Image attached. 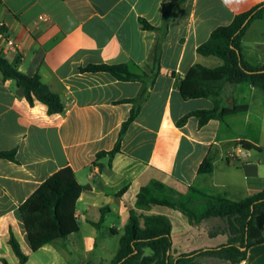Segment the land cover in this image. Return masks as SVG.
Masks as SVG:
<instances>
[{"label": "crops", "instance_id": "1", "mask_svg": "<svg viewBox=\"0 0 264 264\" xmlns=\"http://www.w3.org/2000/svg\"><path fill=\"white\" fill-rule=\"evenodd\" d=\"M176 4L165 23L164 4ZM264 0H0V55L19 60V71L40 75L58 94L61 113L46 104H31L24 89L0 73V264H20L9 244L11 231L22 252L32 256L48 249L58 264L66 253L59 239L33 252L20 206L51 176L71 168L78 183L88 186L77 202L80 231L72 245L84 254L105 243L95 264H111L118 249L109 243L124 233L140 189L152 180L178 192L189 187L241 202L264 191V95L249 84L229 85L222 98L224 120L200 127L186 114L214 107L211 99H184L178 82L195 65L217 68L222 60L198 53L214 30L230 25L236 16ZM145 19L157 30H146ZM11 40L13 45H9ZM245 60L264 67V16L248 27L242 43ZM128 65L143 81H121L107 73H83L89 65ZM158 70L157 74L153 71ZM142 99L138 102L128 100ZM233 106V108H231ZM138 116L129 126L109 167L97 154L114 149L123 123L133 108ZM242 142L252 145L246 148ZM210 158L211 174L199 166ZM150 213L171 219L174 256L225 244L226 222L205 221L198 227L173 209L156 207ZM93 224H100L96 228ZM86 232L83 233V229ZM54 246V247H52ZM52 247V248H51ZM51 249V250H50ZM67 260L75 264L67 255ZM190 264H229L218 259H196ZM240 264H264V244L249 250Z\"/></svg>", "mask_w": 264, "mask_h": 264}, {"label": "trees", "instance_id": "2", "mask_svg": "<svg viewBox=\"0 0 264 264\" xmlns=\"http://www.w3.org/2000/svg\"><path fill=\"white\" fill-rule=\"evenodd\" d=\"M176 4H164L165 23L173 18ZM264 16V3L248 12L235 17L228 26L214 30L207 42L200 45L198 53L203 56H216L222 60L217 68L201 65L193 66L185 77L178 82V90L184 99H211L214 107L186 114L178 121L183 127L191 117H196L199 126L210 120H224L222 98L229 85L249 84L264 95V67H253L244 58L242 43L244 35L252 22ZM140 23L146 30H157L145 19ZM6 32L0 27V34ZM19 60L8 62L0 55V73L3 80H14L24 89L27 100L33 104L38 100L46 104L51 114L61 113L64 103L61 97L45 84L40 75L27 76L19 71ZM83 73H107L121 81H143L146 74L133 73L128 65H89L81 68ZM154 74L158 70L153 71ZM142 99L128 100L138 102ZM233 108V106L231 107ZM139 107L132 109L123 123L113 150L97 154L96 160L109 158L111 167L114 157L121 152L122 140L133 121L138 116ZM246 148L252 147L242 142ZM0 159H15V152H0ZM213 165L206 158L199 166L200 174H211ZM88 186L78 183L71 168H65L46 180L35 193L19 208L28 241L33 252L59 239H66L80 231L76 217L77 202ZM156 207L173 209L182 213L191 226L198 227L210 219L226 222L228 240L215 248L196 250L177 256L172 252L171 219L165 215L150 213ZM100 228V224H93ZM9 244L18 257L20 264H27L25 255L11 231ZM264 244V191L241 202H233L223 195H212L205 190L189 187L181 193L171 186L152 180L143 186L136 198L134 208L120 238L119 250L111 264H190L196 259H218L229 264H240L246 260L253 247ZM147 249L152 251L146 255ZM4 264H8L5 260Z\"/></svg>", "mask_w": 264, "mask_h": 264}, {"label": "rangeland", "instance_id": "3", "mask_svg": "<svg viewBox=\"0 0 264 264\" xmlns=\"http://www.w3.org/2000/svg\"><path fill=\"white\" fill-rule=\"evenodd\" d=\"M216 221H223L221 219H210L207 222L209 224L214 225V222ZM86 232V228L83 229V233ZM70 237V236H69ZM68 237V238H69ZM65 240L63 242H66V248L64 254H62V258L58 260V264H72L69 260H67V255H69L73 262L75 264H95L98 261V256L100 255L99 249L102 247V245L105 243V237L103 235H100L97 245V250L90 254H84L82 250H78L77 248H74V245H72V240L62 239ZM112 242L109 243V247L112 251H116L119 247V236H115ZM54 247V246H52ZM51 247V248H52ZM51 250V249H50ZM146 255H151L152 251L150 249H147L145 252ZM51 254L49 253L48 249L42 250L32 256L31 262L29 264H50L52 262ZM109 260H104L102 264H110L107 262Z\"/></svg>", "mask_w": 264, "mask_h": 264}, {"label": "built area", "instance_id": "4", "mask_svg": "<svg viewBox=\"0 0 264 264\" xmlns=\"http://www.w3.org/2000/svg\"><path fill=\"white\" fill-rule=\"evenodd\" d=\"M8 44L12 46L13 45V42L11 40H9L8 41Z\"/></svg>", "mask_w": 264, "mask_h": 264}]
</instances>
